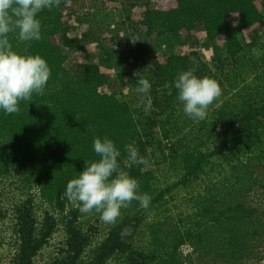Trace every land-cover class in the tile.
Returning a JSON list of instances; mask_svg holds the SVG:
<instances>
[{
    "label": "trees",
    "instance_id": "1",
    "mask_svg": "<svg viewBox=\"0 0 264 264\" xmlns=\"http://www.w3.org/2000/svg\"><path fill=\"white\" fill-rule=\"evenodd\" d=\"M158 1L157 9L140 5L130 50L141 55L169 33L220 48L209 60L192 59L191 47L147 60L141 76L151 88L135 101L100 91L109 80L100 64L87 61L74 72L66 67L64 47L83 49L71 32L80 13L66 10L72 0L38 14L39 41L9 35L15 51L47 62L50 77L43 93L21 101L17 113L0 111V185L12 186L17 197L10 225L0 208V252L7 258L0 264H32L58 228L67 257L57 264H264V49L245 57L255 48L250 34H264L262 5ZM212 67L225 78L217 81L221 95L206 118L194 122L171 83L186 70L207 77ZM231 76L235 85L225 82ZM103 137L119 149L120 168L137 180V191L151 198L146 209L131 201L113 224L95 212L80 213L62 197L66 183L98 159L92 142ZM126 145L136 147L147 166H129ZM180 189L188 191L177 201ZM125 228L131 232L122 236Z\"/></svg>",
    "mask_w": 264,
    "mask_h": 264
},
{
    "label": "clouds",
    "instance_id": "2",
    "mask_svg": "<svg viewBox=\"0 0 264 264\" xmlns=\"http://www.w3.org/2000/svg\"><path fill=\"white\" fill-rule=\"evenodd\" d=\"M60 0H0V111L14 114L21 101L30 102L33 94H42L50 77L47 62L37 54H22L13 49L9 35L19 42L39 41L41 24L38 14L57 7ZM136 91L148 93L149 80L140 74ZM169 86L165 84V88ZM184 114L194 122L207 116V109L221 95L218 83L211 78L196 76L191 70L177 74L171 83ZM150 108V101L146 109ZM92 150L97 160L85 164L82 171L70 179L62 197L78 207L82 214L95 212L107 224L115 223L120 210L135 200L148 208L150 196L141 194L136 179L120 168V151L107 137L94 138ZM127 161L131 165L147 166L148 161L133 145H126ZM130 229L121 230L129 235Z\"/></svg>",
    "mask_w": 264,
    "mask_h": 264
},
{
    "label": "rangeland",
    "instance_id": "3",
    "mask_svg": "<svg viewBox=\"0 0 264 264\" xmlns=\"http://www.w3.org/2000/svg\"><path fill=\"white\" fill-rule=\"evenodd\" d=\"M259 3L262 5L264 15V0H259ZM142 4L150 9L160 7L158 0H72V4L66 10L80 13V18L77 17L73 21L71 32L73 36L80 38L83 49L76 53L74 49L64 47L67 56L66 67L74 72L79 70L78 65L82 67L81 63L87 61L100 64L106 68L109 78L108 83L101 87L100 91L116 92L121 98L135 101L139 92L136 91L138 75H134V73L141 75L147 60H161L165 55L171 53H184V51L187 53L190 47L195 51L190 53L192 59H199L200 57L203 60H209L212 54L219 52L220 47L217 42L208 41L202 37H192L185 40L178 33H169L159 39L158 46L152 45L146 52L137 55V52L130 50L132 44L127 45V39H130L134 30L132 27L140 19L142 11L140 5ZM250 37L255 48L246 52L245 57L263 55L264 34L261 32L258 34L251 33ZM57 39L62 43L61 35H58ZM195 53H198L199 56ZM146 67L148 66L146 65ZM211 69L208 78L214 79L216 82L219 79H225L216 71V67ZM225 82L227 84L234 83V85L236 83L232 76ZM134 84L136 85L134 86ZM138 101L141 100L138 98ZM13 190L12 186L0 185V192L2 193L0 208L3 214L7 216L4 221L6 225L13 222V217L9 216L17 202ZM187 191L188 189H180L178 193L176 192V200L181 201ZM251 200L256 201V198L251 197ZM8 238L9 235L5 239ZM65 242V234L59 228L54 229L42 243L41 249L33 259L32 264L63 262L67 257ZM0 259L3 262L7 261L4 251L0 252Z\"/></svg>",
    "mask_w": 264,
    "mask_h": 264
}]
</instances>
